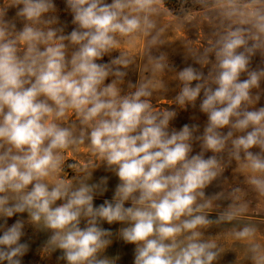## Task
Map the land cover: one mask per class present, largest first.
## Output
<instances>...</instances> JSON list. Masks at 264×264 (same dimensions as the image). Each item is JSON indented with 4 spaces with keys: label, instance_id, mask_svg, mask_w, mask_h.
I'll use <instances>...</instances> for the list:
<instances>
[{
    "label": "clouds",
    "instance_id": "1",
    "mask_svg": "<svg viewBox=\"0 0 264 264\" xmlns=\"http://www.w3.org/2000/svg\"><path fill=\"white\" fill-rule=\"evenodd\" d=\"M194 2L178 65L165 0H0V264L29 229L56 264H264V0Z\"/></svg>",
    "mask_w": 264,
    "mask_h": 264
},
{
    "label": "rangeland",
    "instance_id": "2",
    "mask_svg": "<svg viewBox=\"0 0 264 264\" xmlns=\"http://www.w3.org/2000/svg\"><path fill=\"white\" fill-rule=\"evenodd\" d=\"M171 9V14H165L161 20V26L166 28L165 37L167 43L165 44L163 51H167L170 57L178 64H181L180 56L177 55L178 53L182 52V43L181 41L187 38L193 39H201L207 37L210 30L216 26L218 22L217 16V9L210 8L207 11L199 10L200 6L194 2V0H182L179 7H169ZM182 9L189 10L193 13L194 19L189 23L185 22L183 24L180 23L178 17H182L183 12ZM14 14V13H10ZM144 41H138L136 45L135 52L139 53L140 50L143 48ZM169 83L171 84V78L169 76ZM173 93H168L165 96L160 97L161 100H168L171 99ZM190 113L181 112L180 116L178 117L175 125L177 127L182 126L184 123H190L189 120ZM203 120L204 118L201 117ZM83 152V149L81 150ZM69 155H73V153H69ZM105 173L100 171L97 172L95 175L99 177L104 175ZM116 179L112 178L110 181V187L116 183ZM215 189H210V191ZM109 193L108 195H110ZM247 200L249 202V213L243 218L244 222H254L256 223L262 235H264V200H258L254 194L248 193ZM101 201H97L99 203ZM105 227H112L113 229L118 228V225L115 226H108ZM219 231V230H216ZM46 234L43 233H33L31 229L28 230V237L29 242L31 244V251L25 257V264H56L55 256L52 258L42 257L41 255V246L46 239ZM226 243H232L231 241H227ZM132 246H126L121 241L115 240L113 246H111L108 250V255H121L122 260L120 264H131L132 260V253H131ZM234 247H238V245H234ZM234 254L229 253L226 257L225 264L227 261L233 260Z\"/></svg>",
    "mask_w": 264,
    "mask_h": 264
},
{
    "label": "trees",
    "instance_id": "3",
    "mask_svg": "<svg viewBox=\"0 0 264 264\" xmlns=\"http://www.w3.org/2000/svg\"><path fill=\"white\" fill-rule=\"evenodd\" d=\"M182 0H165V4L169 7L177 8L180 6Z\"/></svg>",
    "mask_w": 264,
    "mask_h": 264
}]
</instances>
